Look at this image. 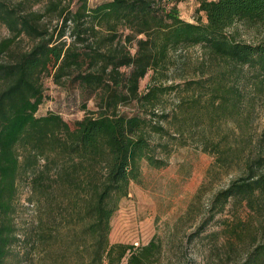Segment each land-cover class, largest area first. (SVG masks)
I'll use <instances>...</instances> for the list:
<instances>
[{"label": "trees", "instance_id": "obj_1", "mask_svg": "<svg viewBox=\"0 0 264 264\" xmlns=\"http://www.w3.org/2000/svg\"><path fill=\"white\" fill-rule=\"evenodd\" d=\"M170 3L0 0V25L9 31L0 39V264H157L156 237L114 242L112 220L131 184L142 181L144 163L167 166L198 127L200 146L218 163L244 156V174L214 202L264 204V130L257 142L254 97H246L255 91L264 98V0H198L195 21ZM238 22L255 25L258 39L231 31ZM196 46L202 74L159 81L174 54ZM48 76L77 87L83 117L38 114ZM170 92L181 96L168 110L161 105ZM228 119L237 121L242 141L214 137ZM21 181L37 212L24 228L15 220ZM244 264H264V242Z\"/></svg>", "mask_w": 264, "mask_h": 264}, {"label": "rangeland", "instance_id": "obj_2", "mask_svg": "<svg viewBox=\"0 0 264 264\" xmlns=\"http://www.w3.org/2000/svg\"><path fill=\"white\" fill-rule=\"evenodd\" d=\"M102 1L89 0V3L96 5ZM174 3L183 18L196 20L198 0H171L170 4ZM231 31H238L241 38L248 41L257 40L260 32L255 25L243 22H238ZM7 35L8 29L0 25V39ZM203 57L199 46L177 52L159 81L170 84L182 81L186 76H199ZM150 82L151 73L141 80V90L144 91ZM44 84L46 99L38 114L61 110L68 120L83 117L81 96L74 84L61 87L51 76L44 79ZM180 96L181 93H167L161 107L169 110ZM248 96L254 97L250 121L251 132L258 142V135L264 130V98L258 97L255 91ZM216 133L214 137H223V140L229 134L227 141L234 144L242 141L245 135L237 121L231 119ZM203 139L198 127L197 131L187 135V145H179L173 150L167 166L155 168L144 163L142 181L131 184L129 196L122 200L113 217L112 241L142 245L156 237L162 243L157 264H244L255 246L264 242V204L254 210L238 199H230L223 208L214 202L217 192L244 174V156L236 152L229 163L220 164L214 154L202 149L200 140ZM31 196L29 185L21 181L15 199L18 228H24L35 218L37 212L30 201ZM246 227L253 233L245 234ZM38 263L37 259L23 262Z\"/></svg>", "mask_w": 264, "mask_h": 264}]
</instances>
